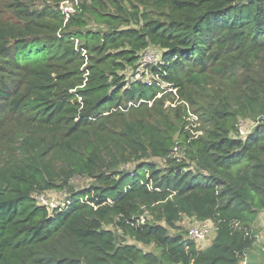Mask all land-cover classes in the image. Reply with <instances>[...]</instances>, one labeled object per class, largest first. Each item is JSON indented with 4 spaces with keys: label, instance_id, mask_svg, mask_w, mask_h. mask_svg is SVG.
<instances>
[{
    "label": "trees",
    "instance_id": "trees-1",
    "mask_svg": "<svg viewBox=\"0 0 264 264\" xmlns=\"http://www.w3.org/2000/svg\"><path fill=\"white\" fill-rule=\"evenodd\" d=\"M62 1L0 0V264H239L264 210V122L237 131L264 118V0H78L66 23Z\"/></svg>",
    "mask_w": 264,
    "mask_h": 264
},
{
    "label": "built area",
    "instance_id": "built-area-1",
    "mask_svg": "<svg viewBox=\"0 0 264 264\" xmlns=\"http://www.w3.org/2000/svg\"><path fill=\"white\" fill-rule=\"evenodd\" d=\"M77 1L78 0H74V2L71 3V6L66 9L60 8L62 15L65 17L64 23L67 22L71 14H74L77 11V7H76ZM139 65H140V69L143 70L148 65H162V62L151 52H144L139 59ZM260 122H264V118L258 119L256 122H252V123H246L243 121L240 122L237 126V131L239 136L243 138L246 137L248 133H250V131ZM197 135H201V133H196L195 136ZM179 153H180V148L175 147L170 157L173 159L179 158L178 157ZM41 197L43 196L36 197L40 205L54 208L51 205H47L48 202H46L44 197L43 199H41ZM146 216H147V212H144L143 215L137 218V223L143 224ZM231 226L236 230H239L241 228L238 223H232ZM215 232H216V227L214 226L213 223H209V222L199 223L187 230V239L193 241L197 246L202 247L204 244L208 242L209 239H211L215 235ZM239 264H247L246 255L244 256V259L239 262Z\"/></svg>",
    "mask_w": 264,
    "mask_h": 264
},
{
    "label": "rangeland",
    "instance_id": "rangeland-1",
    "mask_svg": "<svg viewBox=\"0 0 264 264\" xmlns=\"http://www.w3.org/2000/svg\"><path fill=\"white\" fill-rule=\"evenodd\" d=\"M74 2V0H64L60 3V8H63V9H66L68 7L71 6V3ZM36 7H41V5L37 4ZM168 105V104H167ZM192 122V127L193 128H197L199 126L198 122H197V119L196 117L194 116H191V120ZM249 127V126H248ZM251 127V126H250ZM188 128V127H187ZM188 130V129H187ZM197 133H201L200 131H198ZM196 134V133H195ZM194 134V135H195ZM180 153L178 154V157H180ZM73 183H75V187L74 189L76 190V192H81L80 190H84L88 187L89 185V182H83V181H78L77 179H75L73 181ZM40 196H43L44 199L46 200V202H48L47 205H51L52 207H55L57 205H60V206H64L66 204V198H67V195L65 194H62V193H57V194H54L52 196H45V195H40ZM81 197V195H79ZM78 196V197H79ZM38 197V196H37ZM43 197H41V199H43ZM82 201H85L86 200V197H82V199H80ZM48 208V207H47ZM199 223H195L192 219H183L180 223V226L183 228L184 232H187V230L189 228H191L192 226L194 225H197ZM211 242V239L208 240V242L206 244H204L202 247L198 246V249L201 248H205L207 245H209ZM144 250L148 251L150 250V248H143ZM263 253L264 251H261V250H257V251H253L251 253H248L247 254V257H248V264H264V257H263Z\"/></svg>",
    "mask_w": 264,
    "mask_h": 264
},
{
    "label": "crops",
    "instance_id": "crops-1",
    "mask_svg": "<svg viewBox=\"0 0 264 264\" xmlns=\"http://www.w3.org/2000/svg\"><path fill=\"white\" fill-rule=\"evenodd\" d=\"M254 231L256 232V245L253 248V251L261 250L264 251V210L261 211L256 219ZM212 239V238H211ZM247 264L248 257L246 255Z\"/></svg>",
    "mask_w": 264,
    "mask_h": 264
}]
</instances>
